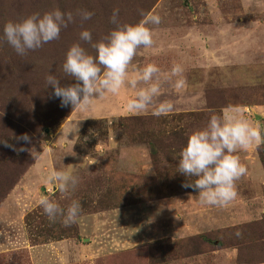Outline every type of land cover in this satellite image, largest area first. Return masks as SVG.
Segmentation results:
<instances>
[{"label": "rangeland", "instance_id": "rangeland-1", "mask_svg": "<svg viewBox=\"0 0 264 264\" xmlns=\"http://www.w3.org/2000/svg\"><path fill=\"white\" fill-rule=\"evenodd\" d=\"M53 9L73 14L56 40L20 56L0 39V139L28 149L0 144V264H264V176H250L254 161L264 170V143L235 153L247 175L225 207L201 205L181 186L195 178L177 172L189 134L225 108L239 107L264 136V0H0V37L7 22ZM114 9L120 25L161 18L147 25L154 43L138 50L129 73L155 63L160 95L131 113L128 99L146 85L126 82L87 110L61 107L45 77L75 83L62 70L67 50L79 43L95 55L79 33L104 39L116 27ZM83 10L91 19L80 20ZM173 64L183 68L179 77L170 76ZM164 102L172 110L153 116ZM23 134L31 143L16 139ZM62 156L78 177L70 195L44 182ZM41 194L61 207L78 200V221L49 222Z\"/></svg>", "mask_w": 264, "mask_h": 264}, {"label": "clouds", "instance_id": "clouds-1", "mask_svg": "<svg viewBox=\"0 0 264 264\" xmlns=\"http://www.w3.org/2000/svg\"><path fill=\"white\" fill-rule=\"evenodd\" d=\"M78 15L81 21L91 19L93 12L83 10ZM118 9H114L110 23L116 25L108 35L99 41H93L89 30L79 33V40L87 43L94 49L95 55L89 54L79 43L72 44L65 54L62 70L65 76L75 83L67 86L60 84V79L49 74L45 77L46 86L53 89L52 95L60 100V106H72L87 110L94 97L105 94L116 95L125 83L132 89L137 88L138 82L146 87L135 91L134 97L128 99L126 109L135 114H141L151 105L154 98L161 93L158 78L160 69L155 63H148L142 68L134 69L133 57L138 50L152 47L153 32L148 24L158 25L159 15L150 14L137 24L120 25L118 22ZM73 22L71 12H62L53 9L40 13H32L19 21H9L3 26V39L15 52L23 56L28 51L39 49L59 37L61 28ZM183 68L173 64L170 76L179 77ZM177 89L184 86V80L177 79L174 85ZM172 104L164 102L158 104L152 115L159 117L172 110ZM78 128L70 132H77ZM18 141L31 143L30 137L23 134L16 138ZM264 143V136L258 125L254 126L246 119L239 107H228L220 114H212L206 126L189 134L186 144L179 153L177 172L187 177H194V181L187 180L181 186L197 192L198 202L205 206L225 207L235 198V181L247 175V168L240 162L235 153L246 151L251 145L259 146ZM0 144L13 147L6 140L0 139ZM16 151H27L21 146ZM59 158V170L50 171L44 182L51 184L64 195H70L78 184V177L73 170L67 168ZM37 204L49 222H56L59 218L63 226L68 227L76 223L81 213L78 200L72 199L66 207H61L55 200L41 194ZM237 235H239L237 233Z\"/></svg>", "mask_w": 264, "mask_h": 264}, {"label": "crops", "instance_id": "crops-1", "mask_svg": "<svg viewBox=\"0 0 264 264\" xmlns=\"http://www.w3.org/2000/svg\"><path fill=\"white\" fill-rule=\"evenodd\" d=\"M254 165V167L253 168H250V176L252 175L253 176V178L256 180V181H261V179L260 178H262L263 176H264V170H263V168H261V166H260V164L259 163H256L255 164V161H254V163H253ZM264 178V177H263ZM238 187V185H236L235 184V188H237ZM4 206H2V208H3ZM2 208L0 209V211L2 210ZM64 242H66V241H64ZM64 242H61V241H59V243H58V241H57V243L59 244V245H62V244H64ZM51 245L50 246H52L53 245V243H50ZM55 244H56V242H55ZM48 244L46 243V244H41V246H39V244L38 245H34L33 247L35 248L36 247V251H38V252H40V251H43V250H46V249H44V246H47ZM53 247H55L54 245H53ZM60 247V246H59ZM29 250V249H28ZM61 250V249H60Z\"/></svg>", "mask_w": 264, "mask_h": 264}, {"label": "water", "instance_id": "water-1", "mask_svg": "<svg viewBox=\"0 0 264 264\" xmlns=\"http://www.w3.org/2000/svg\"><path fill=\"white\" fill-rule=\"evenodd\" d=\"M259 117H260V116H258V115L256 116V118H259Z\"/></svg>", "mask_w": 264, "mask_h": 264}]
</instances>
